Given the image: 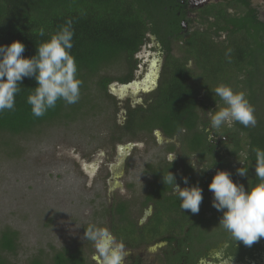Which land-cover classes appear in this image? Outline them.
Returning <instances> with one entry per match:
<instances>
[{
    "label": "flooded vegetation",
    "instance_id": "obj_1",
    "mask_svg": "<svg viewBox=\"0 0 264 264\" xmlns=\"http://www.w3.org/2000/svg\"><path fill=\"white\" fill-rule=\"evenodd\" d=\"M163 12L164 25L153 29L151 22L147 23L144 38L134 54L135 63L120 65L129 77L108 85L111 95L108 105H112L111 113L116 116L119 127L105 141L112 147L111 160L104 165L105 175L111 180L106 190L108 202L94 208V213L101 212L106 217L100 226L111 233L114 226L128 222L138 230L149 231L145 237L136 236L126 242L115 237L128 252L124 264H197L200 257H208L221 249L226 255H233V264H264V248L256 253L258 256L237 255L239 241L235 242L220 227L222 213L212 206L213 193L208 187H202L211 198L200 205L204 222L195 227L191 226L192 213L181 209L172 185L163 180L169 171L180 187H185L183 177L192 186L200 167L212 165L204 170L211 174L219 170L209 156L198 159L195 151L187 153L182 146L184 136L199 133L208 139L210 145L206 144V148L213 147L212 154L220 163L228 156L225 143L230 128L208 129L207 112L215 110V99L219 98L214 99L210 87L207 89L211 84H203L206 64L198 52L208 49L195 46L194 38L208 31L215 44L230 45L240 37L234 23L243 19L248 20L254 33L257 23L264 26V0H165ZM121 72L116 75H123ZM238 91L245 93L242 88ZM105 110H99L100 114ZM166 114H184L190 120L184 126H175ZM213 135L211 141L209 137ZM145 148L150 159L144 160L142 156L140 159L138 155L143 153L131 163L125 159L134 157V150ZM174 153L176 158L170 165L167 157ZM188 171L195 175H188ZM159 221L162 223L158 226ZM233 248L237 251L230 253ZM92 251L91 258L101 264L96 250Z\"/></svg>",
    "mask_w": 264,
    "mask_h": 264
},
{
    "label": "trees",
    "instance_id": "obj_2",
    "mask_svg": "<svg viewBox=\"0 0 264 264\" xmlns=\"http://www.w3.org/2000/svg\"><path fill=\"white\" fill-rule=\"evenodd\" d=\"M164 2L165 0H0V44L20 40L25 45L23 53L25 56L35 54L37 44L50 38L66 20L71 19L75 33L71 52L77 62L78 76L83 81L77 103L69 105L58 101L56 107L49 109L44 116L34 117L31 106L26 101L36 81L24 78L21 92L16 96L15 109L0 113V137L38 132L42 126L51 125L62 119L76 121L82 118L83 114L96 109L91 105V102L95 101L91 100L95 94L96 98L110 99L111 95L108 92L110 82L126 80L129 76L125 75L123 70H121L123 75L120 76L109 73V70L114 72L122 64L135 63L134 54L144 38L147 23L151 22L153 29L165 23L161 16L165 15ZM234 25L236 27L234 30L240 37L230 45L215 44L210 40L206 30L194 38L195 46L208 49L198 52V57L206 64L202 81L203 84L212 85L207 86L208 90L209 87L211 90L218 84L231 86L237 91L239 88L244 89L247 99L254 108L257 124L255 127H245L235 123L228 128L231 130L225 143L228 156L221 163L216 160L215 154H212L213 147L206 148V144L210 145L209 140L199 133L184 136L182 146L187 153L195 151L198 159L209 156L214 167L229 171L234 181L243 183L247 188L248 183L257 182L254 175L255 155L251 149L255 147L264 149V26L257 23L252 33L247 19L237 20ZM41 27L45 30L43 37L38 34ZM229 49L230 60L226 57ZM90 87L94 90L93 96ZM201 87L203 86L198 88ZM166 116L176 124L175 126L180 127L190 120L185 118L184 114ZM115 126L119 127L117 123ZM225 127L227 128L226 125ZM166 134L172 136L170 132ZM3 143L11 147L10 144L4 141ZM242 166L248 168L247 176L237 174V169ZM187 174L195 175L191 171ZM213 175L207 171H200L197 180L193 177V185L198 183L201 188L204 186L207 188ZM184 186L189 187L191 183ZM202 189L203 200L200 205L211 199L205 189ZM202 215L204 214L201 210L198 214L192 213L191 226L197 227L204 222ZM151 223L154 226V223ZM161 223L159 221L158 226ZM163 226H166L165 223ZM167 226L169 227L168 224ZM153 230L156 231L155 228ZM148 233L147 229L138 230L130 222L121 223L112 229V234L122 242L132 240L136 236L145 237ZM19 239L20 233L16 229L9 226L0 228V264H17ZM237 247L236 249L240 251L237 255L243 258L258 256L256 253L264 248V238L251 246L239 241ZM48 249V252L38 249L36 253L27 257L25 264H96L81 247L55 248L49 244ZM233 249L230 253L237 251Z\"/></svg>",
    "mask_w": 264,
    "mask_h": 264
},
{
    "label": "rangeland",
    "instance_id": "obj_3",
    "mask_svg": "<svg viewBox=\"0 0 264 264\" xmlns=\"http://www.w3.org/2000/svg\"><path fill=\"white\" fill-rule=\"evenodd\" d=\"M95 95L91 105L96 109L76 121L62 119L38 132L0 137V228L20 233L17 264H25L38 249L48 252L49 244L94 254L84 233L106 219L101 212L95 215L94 208L108 202L111 180L104 165L111 160L112 147L105 141L117 123L110 100ZM147 149L134 150V157L125 159L131 163L143 153L138 157L148 160Z\"/></svg>",
    "mask_w": 264,
    "mask_h": 264
},
{
    "label": "clouds",
    "instance_id": "obj_4",
    "mask_svg": "<svg viewBox=\"0 0 264 264\" xmlns=\"http://www.w3.org/2000/svg\"><path fill=\"white\" fill-rule=\"evenodd\" d=\"M39 36H45L43 27ZM73 21L68 19L50 38L36 45V52L25 56V45L20 40L0 44V113L15 109L16 96L21 92L24 78L34 79L36 84L27 96L34 117L44 116L49 109L56 107L58 101L75 104L81 95L83 81L78 76V66L71 49L74 37ZM231 49L226 52L230 60ZM216 100L215 110L207 112L208 129L219 130L222 126L231 128L235 123L245 127L257 124L254 108L242 91L231 86L218 85L211 89ZM222 105V106H221ZM211 141L214 135L209 137ZM255 155L254 175L257 182L249 184L233 180L227 170H218L208 184L213 193L212 206L222 213L219 225L228 232L235 242L251 246L264 238V149H251ZM176 153L167 157L169 164L175 160ZM240 163L243 162L239 159ZM192 164V163H191ZM193 168H197L192 164ZM212 166V165H211ZM209 167H200V171ZM163 176L165 184L172 185L184 212L198 214L203 200V189L197 183L190 187H180L176 177L168 171ZM239 176H247L248 168L239 167ZM187 185L188 178L183 177ZM85 239L89 240L101 264H124L128 252L122 242H118L108 228L95 224L86 227ZM197 264H233V255H226L223 249L214 251L208 257H200Z\"/></svg>",
    "mask_w": 264,
    "mask_h": 264
}]
</instances>
